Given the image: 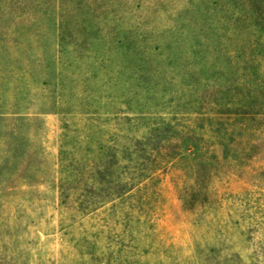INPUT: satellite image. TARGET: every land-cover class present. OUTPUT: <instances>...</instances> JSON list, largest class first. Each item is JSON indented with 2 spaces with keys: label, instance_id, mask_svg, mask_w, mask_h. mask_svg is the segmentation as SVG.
I'll use <instances>...</instances> for the list:
<instances>
[{
  "label": "rangeland",
  "instance_id": "obj_1",
  "mask_svg": "<svg viewBox=\"0 0 264 264\" xmlns=\"http://www.w3.org/2000/svg\"><path fill=\"white\" fill-rule=\"evenodd\" d=\"M238 13L0 0V264H264V78L185 47Z\"/></svg>",
  "mask_w": 264,
  "mask_h": 264
},
{
  "label": "trees",
  "instance_id": "obj_2",
  "mask_svg": "<svg viewBox=\"0 0 264 264\" xmlns=\"http://www.w3.org/2000/svg\"><path fill=\"white\" fill-rule=\"evenodd\" d=\"M229 1L235 2L239 12L232 18L229 33L225 28L213 27L185 47L200 46L192 51L198 65L210 67L215 63L218 76L230 75L232 82H228V88L241 94L239 102L245 96L256 100L263 93L260 79L264 78V0Z\"/></svg>",
  "mask_w": 264,
  "mask_h": 264
}]
</instances>
